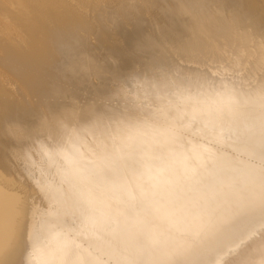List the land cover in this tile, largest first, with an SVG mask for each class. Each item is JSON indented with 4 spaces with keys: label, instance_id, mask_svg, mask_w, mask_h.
Listing matches in <instances>:
<instances>
[{
    "label": "bare ground",
    "instance_id": "bare-ground-1",
    "mask_svg": "<svg viewBox=\"0 0 264 264\" xmlns=\"http://www.w3.org/2000/svg\"><path fill=\"white\" fill-rule=\"evenodd\" d=\"M0 264H264V0H0Z\"/></svg>",
    "mask_w": 264,
    "mask_h": 264
}]
</instances>
